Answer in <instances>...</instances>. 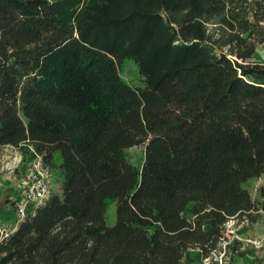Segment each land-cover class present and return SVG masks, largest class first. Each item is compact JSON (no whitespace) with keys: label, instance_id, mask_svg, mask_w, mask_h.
I'll return each instance as SVG.
<instances>
[{"label":"trees","instance_id":"trees-1","mask_svg":"<svg viewBox=\"0 0 264 264\" xmlns=\"http://www.w3.org/2000/svg\"><path fill=\"white\" fill-rule=\"evenodd\" d=\"M262 45L264 0H0V149L61 173L0 264L237 251L226 225L264 214V186L257 201L244 187L264 175ZM126 59L143 88L121 78ZM138 146L140 169L126 158Z\"/></svg>","mask_w":264,"mask_h":264},{"label":"rangeland","instance_id":"rangeland-1","mask_svg":"<svg viewBox=\"0 0 264 264\" xmlns=\"http://www.w3.org/2000/svg\"><path fill=\"white\" fill-rule=\"evenodd\" d=\"M254 61L258 64H264V45L258 47L256 50ZM120 75L121 78L126 81L129 85L143 88L144 84L141 80V77L138 73L137 67L133 60L126 59L120 69ZM20 148H13V147H5L0 149V166L1 168H4L9 173H13L15 171V176L17 179L24 178L27 174V170L30 169L29 163H32L33 159L28 154L27 156H24L21 153ZM31 153V152H30ZM126 158L137 169H140L143 158H144V147L138 146L130 148L126 151ZM19 159H22V163L19 164L18 168H15L13 170V167H15ZM47 173L49 174L50 179V187H51V193H59L60 191V185H61V173L57 167V165L54 168H46ZM264 186V175L261 176L259 179H251L248 182L245 183L244 187L249 192L251 199L253 201L260 200L258 196V189ZM15 208V207H14ZM263 217L255 224L253 225H246L243 224L240 227L239 232L233 230V235L228 234V241L227 245H231L234 247V249H237V251L233 252L232 254L230 252H227L226 255H223L220 253L219 255L212 256V259L208 261H203L201 258L197 256L196 250H191L187 252V257L184 259V264H212V262H217L218 264H223L224 262L227 264H230V257L233 256L232 264H248L249 259L245 256L252 257L254 254L256 257V260H253L250 264H264V258H262L261 255H263L262 250H257L252 246L251 244L247 243L248 240H253L257 237H260L264 234V214H262ZM188 216V215H187ZM106 225L111 227L115 223V203H109L107 206V212L105 216ZM244 227V229H242ZM239 239H242L241 236H246V240H239L236 239V237ZM223 247L224 243L222 244ZM231 250H233L231 248ZM251 253L247 255L248 253ZM257 252V253H256ZM254 253V254H253ZM245 257V258H244Z\"/></svg>","mask_w":264,"mask_h":264},{"label":"built area","instance_id":"built-area-1","mask_svg":"<svg viewBox=\"0 0 264 264\" xmlns=\"http://www.w3.org/2000/svg\"><path fill=\"white\" fill-rule=\"evenodd\" d=\"M21 159L17 162L18 165L10 170L18 168ZM46 166L43 165L41 157L37 156L30 169L27 171L24 188L21 194L14 202V212L16 223L19 224L30 216L35 209L42 205L52 194L50 187L49 174L46 171ZM243 225V224H242ZM238 227V226H237ZM241 227V225H240ZM234 222L231 221L226 225L228 234L233 235ZM10 232L6 231L0 223V241L7 237ZM236 237V236H235ZM236 239H238L236 237ZM247 243L254 246L257 250H262L264 255V234L253 240H248ZM224 242V246L227 245Z\"/></svg>","mask_w":264,"mask_h":264},{"label":"crops","instance_id":"crops-1","mask_svg":"<svg viewBox=\"0 0 264 264\" xmlns=\"http://www.w3.org/2000/svg\"><path fill=\"white\" fill-rule=\"evenodd\" d=\"M29 150L31 153L34 154L31 147H29ZM34 156L37 157L36 154H34ZM35 159H33L32 163H29V165H32ZM21 163H22V159H21ZM25 180H26V176L24 178L17 179L15 176V171L13 173H9L0 166V223L2 227L10 233L14 231L18 225L16 223V218H15L14 202L17 199V197L21 194L24 188ZM242 229H244V227H242ZM233 230L239 232L240 226L234 227ZM241 237L243 238L242 239H239L238 237L237 238L240 241L241 240L247 241L248 237L246 236H241ZM196 252H197V256L201 258V252L199 250H196ZM249 254L251 253H248L247 255ZM254 256L255 254L252 257H250V255L245 256L247 257V259H249L248 264L253 262V260H256V257ZM261 256L262 258H264V255Z\"/></svg>","mask_w":264,"mask_h":264}]
</instances>
